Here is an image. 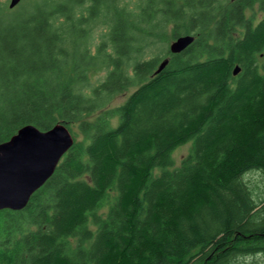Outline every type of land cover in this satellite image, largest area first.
Masks as SVG:
<instances>
[{"label":"trees","instance_id":"obj_1","mask_svg":"<svg viewBox=\"0 0 264 264\" xmlns=\"http://www.w3.org/2000/svg\"><path fill=\"white\" fill-rule=\"evenodd\" d=\"M184 34L195 41L154 74L163 60L147 55ZM59 122L75 143L24 209L0 210V264L264 253V196L246 181L264 176V0H0V142Z\"/></svg>","mask_w":264,"mask_h":264},{"label":"water","instance_id":"obj_2","mask_svg":"<svg viewBox=\"0 0 264 264\" xmlns=\"http://www.w3.org/2000/svg\"><path fill=\"white\" fill-rule=\"evenodd\" d=\"M21 0H10L15 8ZM195 35H181L171 43L170 52L180 53L194 41ZM169 58L160 62L154 74L160 73ZM241 67L237 65L233 74ZM75 137L64 123L42 131L33 124L21 127L9 140L0 142V210L24 209L33 194L55 173L64 155L72 148Z\"/></svg>","mask_w":264,"mask_h":264},{"label":"rangeland","instance_id":"obj_3","mask_svg":"<svg viewBox=\"0 0 264 264\" xmlns=\"http://www.w3.org/2000/svg\"><path fill=\"white\" fill-rule=\"evenodd\" d=\"M7 4H10V0H5ZM124 1H131L134 2L135 0H124ZM133 6V5H132ZM248 16H253L252 12L247 11ZM256 18H261L263 16V13L260 11H255ZM99 35H100V30L96 33L97 40H99ZM194 35V34H193ZM175 40V38L170 37L168 42L166 43H161L155 48L154 50L150 51V54L147 55V58L155 57V56H160L162 60H164L168 55V50L170 48L171 43ZM160 64V63H159ZM107 79L106 77V70L101 71L97 74H93L91 76V81L93 84H99ZM137 88V86L130 87L119 94H117L110 104L108 105V108L110 107H115L123 104L129 95ZM99 114V112L94 113V115L91 117V120H94L96 116ZM62 123V122H59ZM111 123L114 126H117L119 123V120L117 118H114ZM73 130L80 133L78 127L76 125L73 126ZM79 139L82 138L81 134L78 137ZM192 142H188L184 145H181L178 147L174 153L173 157L175 160V166H179L182 162V159L189 154L190 149H191ZM160 171L156 170V173L158 174ZM246 181L249 182L250 188L252 189L254 196L256 199H261L264 196V176L262 175L261 172L259 171H253L249 173L246 177ZM233 264H264V253H260L257 255H251V256H241L238 258L237 261H235Z\"/></svg>","mask_w":264,"mask_h":264}]
</instances>
